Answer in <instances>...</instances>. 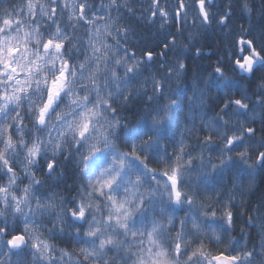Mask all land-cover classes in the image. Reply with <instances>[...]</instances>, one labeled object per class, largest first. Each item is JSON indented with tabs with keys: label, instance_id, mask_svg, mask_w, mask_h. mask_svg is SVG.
<instances>
[{
	"label": "snow or ice",
	"instance_id": "1",
	"mask_svg": "<svg viewBox=\"0 0 264 264\" xmlns=\"http://www.w3.org/2000/svg\"><path fill=\"white\" fill-rule=\"evenodd\" d=\"M256 11L0 0V264H264V196L243 203L264 173ZM212 30V72L189 80Z\"/></svg>",
	"mask_w": 264,
	"mask_h": 264
},
{
	"label": "trees",
	"instance_id": "2",
	"mask_svg": "<svg viewBox=\"0 0 264 264\" xmlns=\"http://www.w3.org/2000/svg\"><path fill=\"white\" fill-rule=\"evenodd\" d=\"M224 2L226 3L227 0H224ZM255 4H256V8L257 11L254 13V17L251 21V23L255 26H259L260 24L264 23V17H262L260 15L259 12V8H260V3L259 0H254ZM217 3H220V0H217ZM137 7H139V5H136ZM237 16H239V11L237 10ZM245 23H247V21H245ZM195 29H193L194 31ZM218 40H219V35L216 32V30H212L210 31L208 34L202 36L199 39L198 45L197 46H203L204 48V52L205 55L204 56H197L195 54V49H191L186 53L187 56V64H188V79L191 80L194 74H200L202 77H206L208 75V73L212 72V66L215 64L216 62V56L215 55H210V53L215 52L217 47H218ZM175 86V83L173 82V87ZM129 120L132 123H135V119L132 117V115L129 113ZM185 137L186 139H191V137L189 136V134L187 132H185ZM175 137L176 139H179L180 137V131L176 130L175 131ZM169 141H162V145L163 144H168ZM122 150H127V149H122ZM169 152L172 151V148L169 147ZM151 167H156V165L150 164ZM68 176V182L72 183V172H71V166H69V170L67 173ZM264 196V173H260L257 174V176L255 177L254 182L252 183L251 187L249 189H247L244 193V197H243V203H245L246 207L249 209V214H253L256 215L255 213H251L250 209L255 208L259 201L260 198ZM241 199L239 196H237V205L239 207V205L241 204ZM181 215H183L181 213ZM246 219V217H243L241 220H239L237 222L236 225V230L233 233V235L235 237H239L240 236V230L242 227H244V223L243 220ZM246 231H249L251 233V235L253 236L254 242L256 244H259V233H260V229L259 227H255V228H251V229H246ZM241 243H243V241H241ZM61 246H63V244H61ZM219 249H224L225 247H227V245H219L218 246ZM218 247L216 245H210V250L213 252H216L218 250Z\"/></svg>",
	"mask_w": 264,
	"mask_h": 264
}]
</instances>
